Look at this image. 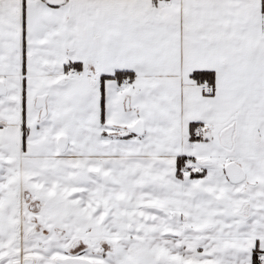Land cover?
Segmentation results:
<instances>
[{
  "label": "snow or ice",
  "instance_id": "1",
  "mask_svg": "<svg viewBox=\"0 0 264 264\" xmlns=\"http://www.w3.org/2000/svg\"><path fill=\"white\" fill-rule=\"evenodd\" d=\"M0 264H264V0H0Z\"/></svg>",
  "mask_w": 264,
  "mask_h": 264
}]
</instances>
